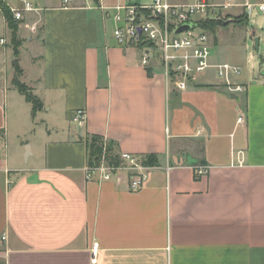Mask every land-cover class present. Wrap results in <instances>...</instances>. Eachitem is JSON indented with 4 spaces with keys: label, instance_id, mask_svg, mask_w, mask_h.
I'll use <instances>...</instances> for the list:
<instances>
[{
    "label": "crops",
    "instance_id": "crops-1",
    "mask_svg": "<svg viewBox=\"0 0 264 264\" xmlns=\"http://www.w3.org/2000/svg\"><path fill=\"white\" fill-rule=\"evenodd\" d=\"M30 1L39 9L18 22V65L41 109L14 85V50L0 45V264H264V46L260 61L237 42L224 45V61L210 56L243 68L232 79L244 94L214 68L179 89L157 61L143 66L136 47L114 40L101 7L122 0ZM230 14L260 49L264 12ZM33 45L26 67L21 52ZM93 134L154 158L139 190L125 173L87 178Z\"/></svg>",
    "mask_w": 264,
    "mask_h": 264
},
{
    "label": "built area",
    "instance_id": "built-area-1",
    "mask_svg": "<svg viewBox=\"0 0 264 264\" xmlns=\"http://www.w3.org/2000/svg\"><path fill=\"white\" fill-rule=\"evenodd\" d=\"M20 6L10 7L12 16L21 21L26 12L39 8L30 0H18ZM72 0H62L64 6ZM244 7L248 15L254 11L264 12V3H239L236 0L216 2L214 0H190L188 2H173L171 0H150L139 3L122 0L111 7L101 8L108 13L114 22L112 36L116 43L123 47H136L139 50L140 63L150 66L157 61L164 70L166 77L179 89H184L189 82H194L197 76L209 68H214L216 77L230 92H242L243 84L236 83L232 78L240 74L239 65L228 62L211 64L212 32L203 26L204 23L226 18L230 9ZM217 24V22H216ZM181 25H189L183 31L177 32ZM5 42L0 37V45ZM73 120L78 124L85 121V111L77 109ZM244 121V115L237 118ZM149 165L143 156L130 153H120L118 164L108 163L104 157L98 164L86 167L88 179L111 181L118 173H125L129 179V188L139 190L147 177ZM195 175L207 172L205 166H195ZM96 244L92 246L93 252Z\"/></svg>",
    "mask_w": 264,
    "mask_h": 264
},
{
    "label": "rangeland",
    "instance_id": "rangeland-1",
    "mask_svg": "<svg viewBox=\"0 0 264 264\" xmlns=\"http://www.w3.org/2000/svg\"><path fill=\"white\" fill-rule=\"evenodd\" d=\"M8 1L11 2V3H14V4L18 3V0H8ZM55 1H57V0H45V4L54 3ZM132 1L136 2V3H139L142 0H132ZM146 1H150V0H146ZM171 1H182V0H171ZM228 17L233 18V21H235L234 15L229 14ZM226 18H223V19H226ZM1 21L2 20H1V15H0V35H4L3 37H5V39H6L5 42L2 45L6 44V45H8L10 47V49H12L14 51H17L16 54H15L16 59L12 62L13 68H14V70L16 72L15 64L16 63L18 64L19 49H20V46L22 44V41H21V38L16 33V35H17L16 36V41H15V44H13V42L11 40V31L9 32V34H8V32L3 33V28L1 26L2 25ZM233 28H236L235 30H237L235 33H232V29ZM246 29L247 28H246V26L244 24H241V25L238 24V23L237 24L236 23H230L228 25H223V24L218 25L217 24V26L214 27V32L211 35L212 42L214 40H216V38H217V44L215 45V44L212 43V49H211L212 57L216 55L215 57L218 60L224 61V58H221V56H220L221 53L225 54V51L223 50L224 45L229 43V42H237V43L242 45L243 54H245L246 56H249L250 54H254L257 57L256 59H258L260 61L259 54L262 53V49H263L264 45L261 42L260 43V49H259L258 52H256L255 46H254V42L248 36V32H247L248 29L247 30ZM221 48H222V51H221ZM34 50H36V46L33 45V46L28 47V49H23L22 52H21L22 53V61H23V64L26 65V67L32 65L30 63V56H31L32 53H34ZM244 67H245L244 69L248 70L249 69V62ZM254 69L256 71L259 70L258 63H257V65H255ZM241 70L242 71H240V73H243V68ZM21 73L20 74L16 73L17 75L15 76V78L13 80V83H14V81L19 82L26 89V92L33 94V92L31 91L30 87L20 79ZM239 93L240 94H244V91L239 92ZM102 145H103V149L105 150L107 144H102ZM11 153L13 154V157H15L14 145L13 144L10 146V154ZM144 161L146 162V157H144Z\"/></svg>",
    "mask_w": 264,
    "mask_h": 264
},
{
    "label": "trees",
    "instance_id": "trees-1",
    "mask_svg": "<svg viewBox=\"0 0 264 264\" xmlns=\"http://www.w3.org/2000/svg\"><path fill=\"white\" fill-rule=\"evenodd\" d=\"M0 11L11 31V40L13 44H15L18 22L14 20L10 7L5 3L4 0H0ZM234 18L237 21H245V19L242 18L241 15L234 16ZM203 26L209 28L210 31L213 33L214 27L217 26V24L215 21H209L207 23H204ZM16 52L17 51H14L15 54ZM15 69L17 74H20L22 72L21 68L17 63L15 64ZM14 85L25 96L26 100L32 104L33 112L42 108L43 104L36 95L26 92V89L17 81H14ZM102 144H107L105 150L103 149ZM86 145H87L88 165L98 164L103 157L105 161L108 163L118 164L120 162V153L117 152L114 146L111 143H109L107 140H105L102 136L97 134L87 136ZM146 163L147 164L154 163V158L146 157Z\"/></svg>",
    "mask_w": 264,
    "mask_h": 264
},
{
    "label": "water",
    "instance_id": "water-1",
    "mask_svg": "<svg viewBox=\"0 0 264 264\" xmlns=\"http://www.w3.org/2000/svg\"><path fill=\"white\" fill-rule=\"evenodd\" d=\"M233 21V18H231V17H227L226 19H222V18H218L217 20H216V22H217V24L218 25H220V24H223V25H226V24H228V23H230V22H232ZM189 27V25H181V26H179L178 28H177V32H179V31H183V30H185V29H187ZM254 46H255V50H256V52H258V50H259V38L258 37H255V39H254ZM232 97H235V96H232ZM26 154H25V157H27V154H28V152H29V149H28V147H26Z\"/></svg>",
    "mask_w": 264,
    "mask_h": 264
}]
</instances>
